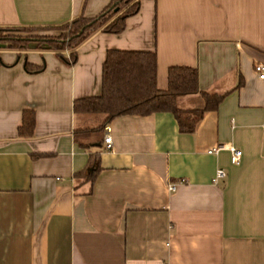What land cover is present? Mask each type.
<instances>
[{
  "label": "crops",
  "instance_id": "0c3cea01",
  "mask_svg": "<svg viewBox=\"0 0 264 264\" xmlns=\"http://www.w3.org/2000/svg\"><path fill=\"white\" fill-rule=\"evenodd\" d=\"M140 1L122 33H94L74 64L68 52L0 51V264H264V79L254 71L264 0ZM110 2L0 0V25H61ZM109 49L155 51L160 89L182 65L198 68L201 90L226 96L193 133L171 112L83 131L104 116L77 114L74 102L101 94ZM177 104L206 102L198 93ZM25 110L36 115L31 137L19 135ZM227 144L240 165L225 148L210 154ZM91 155L101 170L78 183ZM219 169L227 178L214 184Z\"/></svg>",
  "mask_w": 264,
  "mask_h": 264
},
{
  "label": "trees",
  "instance_id": "16d2710c",
  "mask_svg": "<svg viewBox=\"0 0 264 264\" xmlns=\"http://www.w3.org/2000/svg\"><path fill=\"white\" fill-rule=\"evenodd\" d=\"M141 7L140 0H111L109 5L96 17L77 16L73 21L53 26L0 25V43L3 49L23 51L28 49L52 50L63 57L69 51L66 61L74 64L78 59L80 46L94 33L101 31L122 33L127 20ZM56 31L57 35H39L42 31ZM1 64V58H0ZM39 71L42 66L27 63V69ZM158 63L155 51L109 49L103 64L102 92L98 96L75 100L77 114L103 115L97 128L83 131L102 133L115 118L123 115H150L171 112L176 117L180 131L193 133L206 111L217 109L226 94H210L201 90L199 70L196 67L174 65L168 71V88L160 89L157 84ZM242 83L239 81L238 86ZM201 94L206 105L202 109H182L177 100L180 96ZM36 126L33 110L23 112L19 135L31 137ZM101 142V139L99 140ZM101 170L100 157L91 155L85 171L76 175L78 183H93Z\"/></svg>",
  "mask_w": 264,
  "mask_h": 264
},
{
  "label": "built area",
  "instance_id": "2783aa9c",
  "mask_svg": "<svg viewBox=\"0 0 264 264\" xmlns=\"http://www.w3.org/2000/svg\"><path fill=\"white\" fill-rule=\"evenodd\" d=\"M254 71L258 75L260 79H264V65L262 63H256L254 65ZM104 142L106 144V150H112L113 148V138L112 135L108 132L105 135ZM222 148H225V150L229 151L231 154V162L233 165H240L242 158H243V152L239 150L238 147H236L233 144H227L224 146H219L218 148H215V150L210 151V154H214L222 150ZM227 178V172L224 170L219 169L216 173V176L213 180L214 184H218L220 181ZM186 181H181L180 184H185ZM178 184H171L169 185L168 189L170 192H175L177 190Z\"/></svg>",
  "mask_w": 264,
  "mask_h": 264
},
{
  "label": "rangeland",
  "instance_id": "374dc122",
  "mask_svg": "<svg viewBox=\"0 0 264 264\" xmlns=\"http://www.w3.org/2000/svg\"><path fill=\"white\" fill-rule=\"evenodd\" d=\"M37 34H39V35H57L56 31H51V30L42 31V32L37 33ZM66 52H68V54H69V51H66ZM93 116H94V118H96L97 116H102V115H93Z\"/></svg>",
  "mask_w": 264,
  "mask_h": 264
},
{
  "label": "water",
  "instance_id": "95a60500",
  "mask_svg": "<svg viewBox=\"0 0 264 264\" xmlns=\"http://www.w3.org/2000/svg\"><path fill=\"white\" fill-rule=\"evenodd\" d=\"M7 46V44L5 43H0V48H5Z\"/></svg>",
  "mask_w": 264,
  "mask_h": 264
}]
</instances>
